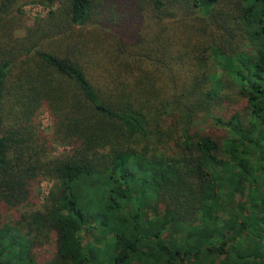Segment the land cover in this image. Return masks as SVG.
<instances>
[{
  "label": "trees",
  "instance_id": "obj_1",
  "mask_svg": "<svg viewBox=\"0 0 264 264\" xmlns=\"http://www.w3.org/2000/svg\"><path fill=\"white\" fill-rule=\"evenodd\" d=\"M50 234L48 264H264V0H0V264Z\"/></svg>",
  "mask_w": 264,
  "mask_h": 264
},
{
  "label": "rangeland",
  "instance_id": "obj_2",
  "mask_svg": "<svg viewBox=\"0 0 264 264\" xmlns=\"http://www.w3.org/2000/svg\"><path fill=\"white\" fill-rule=\"evenodd\" d=\"M48 8L44 7L42 4L36 3V2H27L22 4L21 11H22V20L24 23L29 26L31 25L35 19L44 17L47 12ZM18 34H21L18 32ZM215 113V111H214ZM216 114L218 117L224 116V111L222 109H219L218 112L216 111ZM215 114V115H216ZM39 122L41 124V127L44 131V133L48 137L49 141V147H50V153L52 155L58 156L65 152V148L60 146L59 144L55 143L51 136V119L46 110H41L39 114ZM206 129L210 130H218L221 127L218 125H215L212 120H209L207 124H203ZM51 187V182L48 180H42L40 182L38 191H39V197L38 199L31 198V202L26 206H20L15 209H3L1 212V219L2 221H5L6 223L14 222L16 218L19 217V215L31 210L36 209L42 199L48 194V191ZM14 238L15 241H12L13 247L10 249L11 255H16L20 252L22 239L17 236V234H13L11 236ZM85 239L87 242L91 240V236L84 234ZM54 236L50 234L48 236L47 241H45V238H40L38 240V244L32 249L31 256L33 259V264H48L51 260V257L55 251V246L53 242ZM10 241V238L9 240ZM5 258H9L8 256H5ZM14 259V258H13ZM13 263L16 264V260H12Z\"/></svg>",
  "mask_w": 264,
  "mask_h": 264
}]
</instances>
